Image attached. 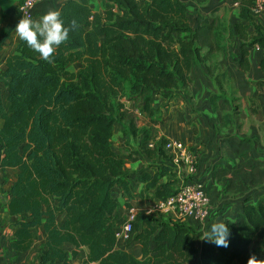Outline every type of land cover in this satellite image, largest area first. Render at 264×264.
I'll use <instances>...</instances> for the list:
<instances>
[{"label":"trees","instance_id":"16d2710c","mask_svg":"<svg viewBox=\"0 0 264 264\" xmlns=\"http://www.w3.org/2000/svg\"><path fill=\"white\" fill-rule=\"evenodd\" d=\"M104 7L102 15L92 11L90 0H66L59 13L68 38L50 59H41L20 41L18 52L6 60L1 75L10 105L4 108L0 96V169L19 170L8 203L10 215L19 218L10 246L27 251L35 242L32 228L42 226L46 238L40 264L67 262L65 244L87 246V261L97 264L190 263L199 252L191 227L182 221L154 225V213L134 222L141 258L118 248L113 213L119 201L113 188L130 195V183L110 139L122 98L144 90L166 100L174 97L190 85L195 63L212 60L219 32L207 19L193 29L180 0H104ZM248 12L242 18L250 20ZM257 43L264 48L258 26L250 44ZM75 63L80 67L69 70ZM208 71L213 75L211 65ZM170 175L157 187L158 201L174 196L182 185L178 182L188 179ZM140 179L146 189L156 187L160 173ZM63 214L65 222L59 225ZM226 223L227 247L206 243L203 264H247L250 256L264 264V196L244 207L237 224Z\"/></svg>","mask_w":264,"mask_h":264},{"label":"crops","instance_id":"0c3cea01","mask_svg":"<svg viewBox=\"0 0 264 264\" xmlns=\"http://www.w3.org/2000/svg\"><path fill=\"white\" fill-rule=\"evenodd\" d=\"M21 1L0 0V96L6 109L10 104L1 74L6 70L7 58L18 52L21 40L15 26L22 18L17 10ZM65 1H41L34 8V19L50 9L59 12ZM180 1L186 6L193 29L204 19L216 26L219 48L214 51L212 60L192 66L190 85L178 89L171 99L144 90L132 98L120 100L123 107L114 123L110 142L113 150L123 158L122 170L130 183V195L124 194L119 187L113 188V196L119 201L113 214L118 226L132 210L143 215L159 200L157 187L169 182L170 174H175L176 178L181 176L172 163L170 152L165 149L167 141L176 142L196 155L194 178L202 182L210 198L207 219L200 222L173 211L155 212L150 218L154 225L172 221L187 223L193 230L199 252L186 264H203L202 250L208 242L202 238L207 226L220 221L237 224L244 207L256 204L264 196V69L261 66L264 48L258 43L250 44L257 34V26L264 33V14L254 16L252 0ZM90 7L94 13L105 14L104 0H90ZM245 10L249 11L250 20L242 18ZM207 51L205 48L203 52ZM36 55L40 57L37 52ZM209 65L213 75L208 71ZM79 67L80 64L75 63L68 69L76 71ZM3 123L0 119V129ZM145 132L149 134L147 140ZM18 173L13 167L0 169V264H40L46 238L42 226L32 228L35 242L27 251H14L10 246L19 218L10 215L8 203L10 188ZM158 173L160 179L156 187L146 189L140 177ZM65 219V214L60 215L58 224H63ZM137 232L126 246L119 240L117 246L141 258ZM151 247H155L153 241ZM64 248L69 255L68 261L56 264H97L87 261V246L75 248L65 244ZM74 250L75 256L72 255Z\"/></svg>","mask_w":264,"mask_h":264},{"label":"built area","instance_id":"2783aa9c","mask_svg":"<svg viewBox=\"0 0 264 264\" xmlns=\"http://www.w3.org/2000/svg\"><path fill=\"white\" fill-rule=\"evenodd\" d=\"M41 1L43 0H22L17 10L22 17L34 18V8ZM251 9L254 16L264 14V0H253ZM148 147H151L150 142ZM165 149L170 152L172 163L178 174L184 179L188 176V179L183 180L180 189L174 196L154 202L144 213L150 215L155 212L169 213L173 211L181 216L205 222L209 212L210 198L202 182L194 178L196 155L173 141H167ZM138 216L139 214L132 210L128 218L116 228V237L119 241L127 242L131 238L134 232V222Z\"/></svg>","mask_w":264,"mask_h":264},{"label":"clouds","instance_id":"9594fccd","mask_svg":"<svg viewBox=\"0 0 264 264\" xmlns=\"http://www.w3.org/2000/svg\"><path fill=\"white\" fill-rule=\"evenodd\" d=\"M19 39L28 47L39 53L41 59L48 61L55 49L68 38L69 29L60 19L56 10H48L39 19L22 17L15 26ZM229 228L220 221L207 226L202 239L217 246L227 247ZM247 264H259L255 256H250Z\"/></svg>","mask_w":264,"mask_h":264},{"label":"rangeland","instance_id":"374dc122","mask_svg":"<svg viewBox=\"0 0 264 264\" xmlns=\"http://www.w3.org/2000/svg\"><path fill=\"white\" fill-rule=\"evenodd\" d=\"M71 68H73V67H71ZM178 91V90H177ZM176 92V91H175Z\"/></svg>","mask_w":264,"mask_h":264}]
</instances>
